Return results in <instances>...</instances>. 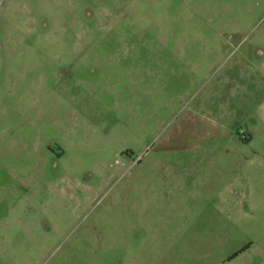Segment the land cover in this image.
Masks as SVG:
<instances>
[{
	"label": "rangeland",
	"instance_id": "374dc122",
	"mask_svg": "<svg viewBox=\"0 0 264 264\" xmlns=\"http://www.w3.org/2000/svg\"><path fill=\"white\" fill-rule=\"evenodd\" d=\"M246 146L264 147V0H0V264L216 219L229 250L253 243L258 214L169 221L145 195L193 192Z\"/></svg>",
	"mask_w": 264,
	"mask_h": 264
},
{
	"label": "crops",
	"instance_id": "0c3cea01",
	"mask_svg": "<svg viewBox=\"0 0 264 264\" xmlns=\"http://www.w3.org/2000/svg\"><path fill=\"white\" fill-rule=\"evenodd\" d=\"M253 135H245L240 139L246 143H252ZM200 149H194L198 151ZM239 152H248L249 157L237 164L213 163L209 170L213 172L210 180H191L190 185L194 191L173 196L171 193L154 195L157 190L155 180L146 184V189L152 190L146 193V199L156 200L161 198L166 210L161 212V219L169 221H186L191 216H201L203 212L225 213L223 217L230 220L237 218L252 219L258 214L261 221L255 223L246 230L254 235L253 243H248L237 249H228L227 245L220 243L218 235H228L229 229H220L213 221L210 224L200 226H185L161 228L160 232L151 230V237L160 235L161 241L144 239L148 236L140 230L145 237L130 244L110 246L86 245L81 248L83 258L78 260H59L57 264H264V147L248 146L236 149ZM164 152L174 150H161ZM206 151V150H205ZM226 151L230 152L228 148ZM199 154H202L199 152ZM161 164L152 163L151 168H160ZM148 165L145 164L147 170ZM142 165L135 170L141 171ZM173 165H167V172ZM138 174V173H136ZM146 177V175H145ZM143 180V179H142ZM142 186V185H140ZM161 186V185H160ZM136 190L138 185L133 186ZM150 196V198L148 197ZM140 196H134L135 202ZM89 197H85L83 203H88ZM137 203V202H136ZM236 204V206H235ZM83 208L82 206H80ZM79 207V208H80ZM213 210V211H211ZM146 213L153 214L149 211ZM236 216V217H235ZM195 219V217H194ZM197 220V219H196ZM236 223V222H233ZM212 225V226H210ZM150 229V228H149ZM139 230V228H137ZM149 232L150 230H146ZM106 252V253H105ZM107 252H110L108 254ZM112 252V253H111Z\"/></svg>",
	"mask_w": 264,
	"mask_h": 264
}]
</instances>
